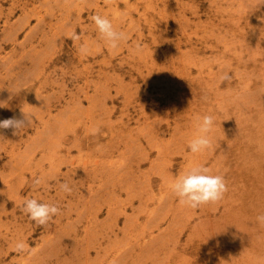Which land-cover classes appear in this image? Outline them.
I'll return each instance as SVG.
<instances>
[{
	"label": "rangeland",
	"instance_id": "rangeland-1",
	"mask_svg": "<svg viewBox=\"0 0 264 264\" xmlns=\"http://www.w3.org/2000/svg\"><path fill=\"white\" fill-rule=\"evenodd\" d=\"M97 1L95 3V0H0V90H4L0 91V99L7 102L5 105L10 103L16 105L10 113H3L2 120L13 116L22 118L23 111L33 114L34 120L39 114L37 109L47 106L56 124L68 123L65 127L63 126L62 130H65L61 134L69 138L66 144L62 142L63 148L58 147L57 150L53 148L55 152L53 149L50 150L54 152L53 160L55 161H48L46 158L42 159V163H40L41 154L44 152L38 150L34 152L36 154L34 157H28L31 161L26 159V156L10 157L7 153L9 143L5 139H0V190L7 189L5 183L8 180L12 185L15 182L19 185L31 177L33 180L40 177L44 185L35 186L31 183L32 193L26 188L21 190L19 196L22 200L25 197L36 196L39 201L55 204L61 209L60 213L50 221L48 228L51 229L47 231L45 226L30 220L22 210L12 216L13 207L6 201L7 195L2 194L1 198L5 200L6 209L4 214L0 213V233L3 236L7 235L10 239L11 235L18 237L21 231L20 234L26 235L29 247L26 252L15 254L13 251L15 243L0 236V246H2L0 247V264H5L13 257L20 263L12 264H25L28 259L31 262H35L37 258L40 260L41 253H36L37 249L41 247L44 239L57 235L58 222L66 224L69 220L74 221L77 218L75 213L81 211L93 213L96 205H100L96 221L81 218L82 221L75 224L77 226L74 224L70 226V229L72 226L78 227L76 228L78 236L75 239L71 232L72 239L77 244L73 246V251L69 250L72 247L71 244H67L66 247L64 244L65 249H69L66 253H61L62 258L60 257L59 261V264L84 263L85 260L79 250L89 242V239L87 238L86 242L82 240L84 234L82 228L87 224L85 221L88 223L94 221L93 224H95L98 220L103 224L104 221L111 220L112 217H107L108 203L114 204L111 208L113 210L109 213L118 221L115 226L118 229H114V233L118 234L117 241L115 239L113 242L116 241L118 248L123 249V246L126 247L125 241L130 239L124 238L118 230L122 228L126 215L132 218L134 216L132 211L137 215L142 213L145 200H148L146 202L148 219L152 215L160 225V231L157 232L155 225L150 224L147 236L142 241L148 246V258L139 254L126 255L128 259L122 258L116 264H175L177 261L174 259H177L179 264H205L211 259L218 261L222 258V255L216 251L219 248L223 251L225 243L231 250L224 254L229 256L222 260L223 264H264V227L258 223L253 226L248 224L252 219L256 220L257 215L264 214V180L245 179L247 184L250 183L247 210L242 218L245 226L243 229L229 228L232 233L229 237L232 241L229 244L227 236L219 234L214 239L205 234V231H211L215 224L209 220V217L212 214L221 217L220 211L223 210L222 206L218 205L220 202L203 205L197 209L183 206L171 193V184L167 183L169 180L166 182L168 178L165 179L164 185L159 178L155 177L156 175L150 173L168 168L171 171L170 181L172 182L176 176L195 165L205 166L213 174L219 175L223 174L222 171L227 172V167L235 171V166H239L240 160L242 161L241 155L247 146L248 138L250 137V140L254 142L257 133L262 134L260 151H264V130L263 133L256 132L257 122L251 121L250 117L253 115L258 121L261 116L263 117L264 112H259V118L258 112L248 111L245 106L239 105L241 100L242 105L249 104L247 100L241 98V94L246 92L244 87L257 81L255 80L257 72L262 73L264 70V54H261L264 53V45L260 48L246 38L250 35H252L251 38L254 35L264 37V0H240L237 6L232 4L231 0H227L228 2L226 0ZM251 8L255 9V14L245 20L241 19L240 17L245 14H250ZM95 14L107 16L114 26L128 34V41L121 44L118 50H110L99 39L94 22L91 20ZM228 18L232 20H229L228 25L223 29H217L214 26ZM73 30L81 36L79 41L69 38ZM8 34H10L9 37ZM11 34H13L12 37ZM82 44L88 45L90 49L87 55H81L79 52ZM137 44L141 48L138 54L133 51ZM222 51L224 54L221 53ZM238 58L244 60L243 73L248 77L254 66L250 62H245L246 58L256 59L254 60L255 69L260 67L262 70L256 72L254 69L252 80L241 74L245 80V83H241L238 78L233 77ZM211 68L216 73L214 76L216 78L222 74L223 70L228 71L231 76L230 82L228 81L230 86L228 87L227 81L220 82L219 77L217 79L212 77L213 81L209 80L207 73ZM200 69L205 71L202 79L197 78ZM218 69H221L220 72ZM45 77L47 82H50L48 86L44 84L37 97L34 95L35 89ZM32 83L35 86L29 91L30 95L22 104L20 100L22 93L26 91L24 88ZM230 91L238 93L240 97L234 104L235 107L229 105L227 100H231ZM235 101L236 99H233V102ZM227 111L232 115L230 119L223 117ZM203 115H213L215 118V127L211 134L213 145L209 150L193 154L188 144L197 132L196 118ZM226 119L229 121L226 122ZM96 126L100 128V133L92 135L91 129ZM2 130L0 129V133ZM4 130L7 135L13 131L12 129ZM26 130L25 128L19 137L22 143L28 136H34L32 128L27 132ZM75 139H79L77 145L73 144ZM182 139L185 141L182 142ZM113 141L118 142L119 149L114 152L111 150ZM181 145H186L184 152L181 151L183 150ZM125 148L129 151H125ZM23 149L24 147L20 146V150ZM223 150L228 153L225 165L222 162L212 167L215 156ZM162 151L166 154L157 160V153ZM62 154L67 156L66 163H63V158L60 156ZM206 156L208 160L202 162ZM52 162L55 163L54 166H51ZM168 163L171 164L169 167ZM16 164H21L22 170L15 176L17 168L11 172V167ZM35 164L42 165L39 169L44 170L43 175H41L43 171L40 172L39 169L34 171L37 167ZM123 164L127 167L121 172L117 168ZM104 165L116 168L120 172L113 173V176L108 174L109 179H106L102 173ZM58 168L60 174L57 172ZM83 168L88 170L89 175L90 171L94 170L103 177L91 180L90 176L86 179L85 175H82ZM129 168L132 170V176L134 175L133 187L130 189L127 186L130 183L124 184L125 180L126 182L130 180V177L126 178L123 174ZM239 170L238 168L237 172ZM247 170L248 168L242 170L246 176ZM30 172L35 174L30 175ZM226 174L228 176L229 172ZM147 177L150 178L149 184ZM237 178L238 182L242 180L241 176ZM82 179L85 181L84 185L80 182ZM61 181H67L70 184L73 189L70 194L59 190ZM103 182H106V185ZM95 191L103 194L99 202L87 204L84 208L80 206L79 198L86 194L88 199V195L92 196ZM231 193L232 197H237L235 191ZM150 196L154 199L151 200ZM106 200L108 202H105ZM155 206L161 208L156 214L153 213ZM215 207L219 209L218 212L215 211ZM168 209L171 212H167V216ZM123 210L125 213L122 212ZM230 220L235 225L238 224L235 215ZM142 222H145V219L140 217L139 225ZM105 226L99 227L101 233L109 232L107 227L111 225ZM237 230H241V233H237ZM141 231L137 227L133 235L136 237ZM102 243V248L108 246L106 242ZM5 247L11 249L7 251L11 253L10 257L6 254ZM209 247L215 251L212 256L214 258H203L202 250ZM134 252L139 253L138 247ZM46 253V256L48 253L49 256L51 255L49 251ZM95 253L93 250L90 252V258H94L92 262L90 261L91 264H109L114 261L112 254L95 260L97 258L94 256ZM101 254L103 255L104 251ZM51 262L58 264L54 258L49 264Z\"/></svg>",
	"mask_w": 264,
	"mask_h": 264
},
{
	"label": "bare ground",
	"instance_id": "bare-ground-1",
	"mask_svg": "<svg viewBox=\"0 0 264 264\" xmlns=\"http://www.w3.org/2000/svg\"><path fill=\"white\" fill-rule=\"evenodd\" d=\"M96 2L95 3H97L98 1L97 0H95ZM227 1V0H226ZM228 2V1H227ZM231 3L232 4H234V5H238V3H240V0H231ZM230 4V3H229ZM95 6V5H94ZM111 7V6H110ZM240 7V6H239ZM100 9V8H99ZM255 14V9H252L251 8V12H250V14H248V15H244V16H242V17H240L241 19H243V20H245V18H250V17H252L253 15ZM229 15H231V14H229ZM232 16V15H231ZM247 16V17H246ZM222 19H224V18H222ZM229 20H232V19H230V18H228L227 20H221L222 22H221V24H219L218 25V23L217 24H215L214 26L215 27H217V29H223L224 27H226L227 25H228V21ZM11 27V26H10ZM9 27V28H10ZM13 29V28H12ZM10 31V30H9ZM12 31V30H11ZM14 34V33H13ZM13 34H11V37H12V35ZM9 35L10 34H8V37H9ZM16 35V34H15ZM250 36H252V35H250ZM250 36H248V37H246L248 40H249V42H253V44H255L256 46H261V45H264V37H261V36H258V35H254L252 38L250 37ZM14 37V36H13ZM9 40H10V38H8ZM8 39H6V41L8 40ZM8 40V41H9ZM12 40H14V39H12ZM11 41V40H10ZM14 42V41H13ZM18 46V45H17ZM249 47V46H248ZM260 48H262V47H260ZM249 49H250V47H249ZM249 49H247V50H249ZM258 49V48H257ZM262 50V49H261ZM198 51V50H197ZM256 51V50H255ZM260 51V50H259ZM264 51V50H263ZM199 52V51H198ZM197 52V53H198ZM248 52V51H247ZM252 52V51H251ZM262 52V51H261ZM222 54H224V51H222L221 52ZM221 53H219V54H221ZM253 53V52H252ZM257 53V52H256ZM261 54H264V53H261ZM233 56H234V54H233ZM254 58H255V56H254ZM264 59V58H263ZM2 60V59H1ZM254 60H256V59H249V58H246V61L245 62H250V63H252L253 64V66L254 67H252V73H251V75H250V77H248L245 73H243V66H244V64H243V61H242V59L241 58H238L237 59V65H236V68L234 69V72H233V77H236V78H238L239 79V81L241 82V83H245V80H244V78L242 77V75L241 74H243V75H246L250 80H252L251 78H252V76H253V73L256 71L257 72V70H262V69H260V67L259 68H257V70L255 69V67H256V64H254L255 63V61ZM223 62V61H222ZM219 63V62H218ZM221 63V62H220ZM230 64V63H229ZM220 65V64H219ZM228 65V64H227ZM231 65V64H230ZM229 65V66H230ZM1 66V65H0ZM240 66V67H239ZM43 67V66H42ZM213 67V66H212ZM223 67V66H222ZM219 68V67H218ZM221 68V67H220ZM230 68V67H229ZM241 69V70H240ZM255 69V71H253ZM201 70V69H200ZM213 68H211V69H209L208 70V75H209V80H211V81H213V78L212 77H214L215 76V74L216 73H214L213 71ZM219 70V69H218ZM217 70V71H218ZM221 70V69H220ZM220 70H219V72H220ZM223 70V69H222ZM225 70H227V69H225ZM241 72H240V71ZM207 71V70H206ZM224 71V70H223ZM230 71V70H229ZM174 72V71H173ZM177 72V71H176ZM175 72V73H176ZM204 72L205 71H203V70H201V71H199L198 73H197V78L198 79H202L203 78V74H204ZM44 73V72H43ZM178 73H179V71H178ZM6 74V73H5ZM24 73H22V75H23ZM188 74H191V73H188ZM186 75V74H185ZM257 78L255 79V80H257V81H255L252 85H250V84H247L245 87H244V91L246 90V92L245 93H242L241 95V98L242 99H245V100H247L248 102H249V104H247V105H245L244 103H243V105H242V100H241V102H239V105L240 106H245L247 109H248V111H255V112H258L257 113V117H259L260 115H259V112H264V70H263V72L262 73H258L257 72ZM217 76V75H216ZM220 76V75H219ZM218 76V77H219ZM2 77V76H1ZM173 77V76H172ZM194 77H196V76H194ZM217 77V78H218ZM214 78H216V77H214ZM216 78V79H217ZM193 79V78H192ZM191 79V80H192ZM234 79V78H233ZM40 81V80H39ZM197 81H199V80H197ZM206 80H204V82H205ZM50 81H48L47 82V80H46V77L44 78V80H42L40 83H39V86L35 89V93H34V95H36L37 97H39V94H40V90L44 87V84L46 83V85L48 86V83H49ZM210 82V81H209ZM228 82V81H227ZM230 82V81H229ZM228 82V87L230 86V83ZM52 83V82H51ZM216 83V82H215ZM2 84V83H1ZM209 85V84H208ZM227 85V84H226ZM35 86V84L34 83H32L31 85L29 84L28 86H25V87H27V88H24V89H26V91L25 92H23L22 93V96H21V103L22 104H24L25 103V101H26V99H27V97L30 95L29 94V91L32 89V87H34ZM4 87V86H3ZM216 87V86H215ZM178 88H180V87H178ZM217 88V87H216ZM216 90V89H215ZM0 91H4V90H0ZM244 91H242V92H244ZM194 92V91H193ZM192 92V93H193ZM207 93H209V91H206ZM231 92V95L229 94V96L231 97V100H229V99H227L228 100V103H230L229 105H232V106H234L235 107V105L234 104H236L237 102H238V99L240 98L238 95V93H236V92H232V91H230ZM234 93H236V94H234ZM195 94V93H194ZM88 95V94H87ZM187 95V94H186ZM198 95V94H197ZM196 95V96H197ZM74 96V95H73ZM87 97H89V96H87ZM0 98H1V96H0ZM233 99H236V101L235 102H233ZM1 100V99H0ZM3 101H4V99H3ZM72 101V100H71ZM246 101V102H247ZM48 104V103H47ZM43 105H45V104H43ZM60 105V104H59ZM77 105V104H76ZM16 105L15 104H12V103H10V104H8V105H5V107H2V108H0V120H2V115H3V113H10V111H12L13 109H14V107H15ZM74 107V106H73ZM37 109V108H36ZM233 110L235 111V109L233 108ZM37 111H38V113L39 114H37L36 116H38L37 117V119H34V120H32V123L30 124V126L28 127V128H26L27 130H26V132L27 131H29L31 128L34 130V136H32V135H30V137L28 136V138H26V140L22 143L21 142V140L22 139H20L19 137L22 135V133H23V131L19 134V135H16V134H14L13 133V131L11 132V133H9L8 135H7V133H6V130H2V132L0 133V136H2V137H0V139H5V140H7V142L9 143V151H7V153H8V155H10V157H13V156H17V155H19V156H21V157H23V156H26L27 158L26 159H28V157L29 156H31V157H34L36 154H34V152L36 153L37 152V150L38 151H41V152H44L43 154H41V160H40V163H42V159L44 160V159H48V161H55V160H53L54 159V152H55V150L53 149V148H56V150H57V148L58 147H64V146H61L62 145V142L63 143H65L66 144V141L69 139V138H65V136L64 135H62L61 133L65 130H62V128H63V126L65 127L66 125H68V123H65V124H63V125H60V124H56L55 123V118L52 116V113H51V110H50V108L47 110V106L45 107V106H43V107H39V109H37ZM154 114V113H153ZM232 114H233V112H232ZM260 114H262V113H260ZM33 115V114H32ZM231 116L232 115H230V113L227 111V113L223 116L224 118H231ZM33 117V116H32ZM251 117V121H253V122H257V131L256 132H261V133H263V130H264V114H263V117L261 116V118L260 119H258V121L257 120H255V117L253 116V115H251L250 116ZM34 118V117H33ZM229 120L228 119H226V122H228ZM36 123V124H35ZM177 123V122H176ZM256 125V124H255ZM259 125V126H258ZM256 127V126H255ZM262 127V128H261ZM259 128H261V129H259ZM69 129V128H68ZM62 130V131H61ZM253 130V129H252ZM74 131V130H73ZM85 131V130H84ZM6 133V134H5ZM32 133V132H31ZM64 133H68V132H64ZM85 133V132H84ZM69 134V133H68ZM72 134V133H71ZM32 136V137H31ZM81 136V135H80ZM124 136V135H123ZM255 138H254V142H252V140H250V137L248 138V140H247V146H246V148H245V150H244V153H242V155H241V158H242V161L240 160V162H239V166H235V171H233L232 170V168L231 167H227L228 168V171L226 172V171H222L223 172V174L221 173L220 175H222L223 177H224V179H225V181H226V184H227V187H228V191L225 193V196H224V198L221 200V201H219L218 203V205H221L222 206V210L223 211H220V212H222L220 215H221V217H216V215H211L210 217H209V220L211 221H213L215 224L212 226V229H211V231H205V234H206V236H208V237H212V238H214V239H216V236H218L219 234L220 235H223V236H227V238L229 239V237L230 236H232V233L230 232V229L229 228H240V229H243L244 228V226H245V223L242 221V218H243V214L245 213V211L247 210V194H248V187L250 186V183L249 184H247V180H245V179H254V181L255 180H257V181H259V180H264V151H260V142H261V138H262V134H255ZM27 137V136H26ZM117 137V136H116ZM115 137V139H117ZM252 137V136H251ZM254 137V136H253ZM74 138V137H73ZM76 138V137H75ZM95 140H96V138H94ZM252 139V138H251ZM77 140H79V139H75L74 140V143L73 144H76L77 145V143H79V141H77ZM111 140V139H110ZM118 140V139H117ZM114 141H116V140H114ZM113 141V143L111 144L112 146V149L111 150H113L112 152H114V151H117V147H118V142H114ZM182 142H184L185 140L184 139H182L181 140ZM112 142V141H111ZM71 143H72V141H71ZM80 145V144H79ZM20 146H22V147H24V149L23 150H20ZM73 146V145H72ZM181 147H182V149L183 150H181L182 152H184V150L186 149L185 147H186V145H181ZM108 148H110V147H108ZM53 149V151L54 152H52V151H50V150H52ZM130 149V148H129ZM17 150V151H16ZM69 150V149H68ZM119 150V149H118ZM5 151V150H4ZM108 151V150H107ZM107 151H106V154H107ZM125 151H129L128 149L126 150V148H125ZM137 151V150H136ZM50 152H52V153H50ZM130 152H131V150H130ZM143 152V151H142ZM141 152V154H143ZM145 152H147V151H145ZM50 153V154H49ZM56 153H57V151H56ZM131 153H133V152H131ZM14 154H16V155H14ZM51 154L53 155V156H51ZM111 154H113V153H111ZM111 154H110V156H111ZM127 154H129V153H127ZM137 154V153H136ZM140 154V155H141ZM164 154H166V153H164L163 151L162 152H160L159 154L157 153V156H156V159L157 160H159L160 158H161V156H164ZM40 155V154H39ZM184 155H185V153H184ZM58 156H59V154H58ZM60 156H62V160H63V163H66V158L65 157H67L66 155H60ZM146 156V155H145ZM227 156H228V153H227V151L226 150H223V151H220L219 153H218V155H216L215 156V163L214 164H212V167H215V166H217V164H219V163H224V165H225V163H226V158H227ZM30 157V158H31ZM107 157V156H106ZM135 157V156H134ZM141 157H143V156H141ZM140 157V158H141ZM147 157V156H146ZM57 158V157H56ZM60 158V157H59ZM144 158V157H143ZM61 159V158H60ZM133 159V158H132ZM135 159H137V158H135ZM142 159V158H141ZM141 159H138V160H141ZM144 159H146V158H144ZM28 160H30V159H28ZM32 160H33V158H32ZM208 160V157L206 156V158L205 159H203L202 160V162L203 161H207ZM245 160H246V163H245ZM31 161V160H30ZM148 161V160H147ZM142 162H144V161H142ZM10 163H11V161H10ZM29 163V162H28ZM27 163V164H28ZM38 163V165H39V162H37ZM50 163V162H49ZM52 164L53 165H51V166H54V162H52ZM133 164H134V162H133ZM133 164H131V165H133ZM204 164V163H203ZM21 164H16V165H12V170H11V172H13V169L14 168H17L16 169V172H15V176H16V173L17 172H21V170H22V168H21V166H20ZM25 165V164H24ZM36 165V164H35ZM38 165H36L37 167H36V169H34V171L36 172L38 169H39V167H41V166H38ZM131 165H130V167H131ZM171 164H169L168 163V167L170 166ZM34 166V165H33ZM105 166V165H104ZM26 167V166H25ZM31 167H32V165H31ZM118 167V166H117ZM127 167V165L125 164H123L122 166H119V168H117V169H119L121 172L124 170V168H126ZM128 167H129V163H128ZM27 168V167H26ZM134 168V167H133ZM136 168V167H135ZM221 168V167H220ZM240 169L239 170V172H237V169ZM245 168H248V170H247V176H246V174H244L245 172H243L242 170L244 169L245 170ZM42 169V168H41ZM116 168H112V167H107V166H105V168H103V171H102V173H104L103 175H105V177H106V179H109V175L108 174H110V176L113 174V173H116V172H120V171H118ZM218 169V168H217ZM32 170V169H31ZM126 170V169H125ZM128 170V171H127ZM125 172H123V174H125L124 176H126V178H127V176H129L130 177V180L128 181V182H126L127 180H125V183L123 182V181H121L122 183H124L125 185L127 184V183H130V184H128L127 186H129V188L128 189H130V187H133V182H132V180H134L133 178H134V175L132 176V170L129 168V169H127ZM150 170L152 171V168H150ZM30 171V170H29ZM33 171V170H32ZM38 171H40V172H42L41 173V175H43L44 174V170H38ZM83 173H82V175H85V178L86 179H89V177L91 176V180L92 179H94V178H97V177H100V176H102L103 177V175H101V174H98V173H96L94 170H93V172H91L90 171V175L88 174V170H86L85 168H83ZM134 171H135V169H134ZM35 172H32V174H35ZM57 172H58V174H60L59 173V168L57 169ZM185 172V171H184ZM229 172V174H228V176H227V174L226 173H228ZM151 174H153V175H156L155 177L156 178H159L160 179V182L161 183H164V185H165V179H167L166 180V182L168 183V184H171V181H170V177H171V171L168 169V168H166V169H161V170H159L158 172H156V173H152V172H150ZM225 173V174H224ZM31 174V172H30V175H32ZM89 176H88V175ZM74 175V174H73ZM67 176V178H68V174L66 175ZM113 176V175H112ZM116 176H118L117 174H116ZM120 176H121V174H120ZM123 175L121 176V177H124ZM238 176H241V178H242V180H240V182H238ZM93 177V178H92ZM120 177V178H121ZM132 177V178H131ZM30 178V177H29ZM142 178V177H141ZM148 178V184L150 183L149 182V180H150V178L149 177H147ZM22 179V178H21ZM143 179V178H142ZM113 180V179H112ZM145 180V179H144ZM56 182H57V180H55ZM104 181H106L105 179H104ZM114 181V180H113ZM146 181V180H145ZM145 181H144V183H145ZM163 181V182H162ZM243 181H245L244 183H243ZM80 182H82V184L85 182L83 179L80 181ZM118 182V181H117ZM9 183H10V185H9ZM23 183V182H22ZM31 183H34V180H33V178L31 177V179H28L27 181H25L23 184H16V182H15V184L13 183V185L11 184V181L10 180H8V181H6V186H7V189H1L0 190V213L1 214H4V212H5V209H6V205H5V200H3L2 198H1V196H2V194H5V195H7V198H6V201L7 202H9L10 204H11V206L13 207V209H12V212H13V214H12V216H15V213L16 212H21L20 210H21V208H22V202H23V200L21 199V197L19 196L20 195V192H21V190H23V189H26V188H28L29 189V191H30V193H32V188L31 187H33L32 186V184ZM46 183V182H45ZM105 183V185H106V182H103V184ZM86 184V183H85ZM103 184H101L102 186H103ZM146 184H147V181H146ZM168 184H166V186L168 185ZM44 185V184H43ZM46 185V184H45ZM84 185V184H83ZM143 185H145V184H143ZM117 186H119L118 184H117ZM124 186V185H123ZM147 186V185H146ZM165 186V187H166ZM100 187V186H99ZM121 187V186H120ZM135 187V186H134ZM160 187V186H159ZM46 188V187H45ZM101 188V187H100ZM99 188V189H100ZM104 188H106V187H104ZM112 188V187H111ZM263 188H264V185H263ZM113 189V188H112ZM96 190H98V189H96ZM122 190V189H121ZM46 191V190H45ZM108 191V190H107ZM118 191H120V190H118ZM235 191V193L237 194V197L236 198H234V197H232V193L231 192H234ZM110 192V191H109ZM128 192H130L129 190H128ZM134 192V191H133ZM132 192V193H133ZM136 192V191H135ZM113 193V192H112ZM112 193H109L110 195L112 194ZM135 194V193H134ZM133 194V195H134ZM140 195V194H139ZM31 196V195H30ZM81 196V195H80ZM111 196H113V195H111ZM136 196V195H135ZM143 196V195H142ZM6 197V196H5ZM103 197V194L101 193V192H97V191H95V193H93V195L92 196H90L89 197V195H88V199H86V194H85V196L84 197H80L79 198V200H80V206H82L83 208H84V206H86L87 204H92V203H94V202H99L98 200L99 199H101ZM107 197H109V196H107ZM106 197V198H107ZM120 197V196H119ZM133 197V196H132ZM148 197V196H147ZM4 198V197H3ZM33 198H36V196H33ZM112 198V200H113V197H111ZM45 199V198H44ZM131 199V198H130ZM146 199V198H145ZM150 199L151 200H153L154 198H153V196L151 197L150 196ZM46 200V199H45ZM78 200V199H77ZM111 200V199H110ZM140 201V200H139ZM148 200H145L144 201V208L141 210V214L139 215H137V214H135L136 212H133L132 210V214L134 215V216H132V218L131 217H129V216H127L126 215V217L125 216H123V217H125L124 218V221H123V225H122V228H120L118 231H120L122 234H123V236H124V238L126 237V239H127V237H129L128 238V240L129 241H125V243H126V247H124L123 246V249L122 248H120L121 249V251H120V249L118 248V246H117V235L118 234H116V233H114V229L116 228L115 226H117V224H118V221L116 220V218H113V216L112 215H110V213H111V211L113 210V209H111L113 206H114V204L113 205H111L110 203H108V215H107V217L108 218H111V220L110 219H108L107 221H104L103 222V224L102 223H100V222H98V220H97V222L95 223V224H93L94 223V221H93V223H88V222H86L85 221V223H87L83 228H82V232L84 233H82L83 234V241H87V238L89 239V242H87L86 244H84L85 246H83L82 248H81V250H79V252L81 251V255H82V258L85 260V262L84 263H82V264H91V262L93 261L92 259H94L93 257H92V259L90 258V252L93 250L94 252H96L95 253V255L94 256H96L97 258L95 259V260H99L100 259V257H104V258H106L105 256L107 255H111L112 254V256L114 257L113 258V260L114 261H112V262H110L111 264H116V262L118 261L119 262V260H121L122 258H125L126 257V255H129V256H133V255H137V254H139L140 256H142V257H146V258H148V246H146V245H144L143 243H142V241H144L145 239V237L147 236V232H148V228H149V225L151 224L152 226L153 225H155L154 227L157 229V232H159L160 231V225L156 222L157 221V219L154 217V216H150V219H148V206H147V204H146V202H147ZM6 202V203H7ZM105 202H108L107 200L105 201ZM111 202V201H110ZM143 203V202H142ZM132 202H131V206H132ZM167 204V203H166ZM78 205H79V201H78ZM77 206V205H76ZM81 207V208H82ZM99 208H101V206L100 205H96V210H95V212H93V213H88V212H86V211H81V212H79V213H75L76 214V216H77V218H76V220H74V221H71V220H69V222H66V224H63L61 221L60 222H58L57 223V225H58V227L59 228H57L58 229V231H57V235L55 236V237H49V238H46V239H44L42 242V245H41V247L39 248V249H37L38 251L36 252V253H41L40 255H41V257H40V260H37L36 259V263L37 264H49V262L51 261V259L52 258H54V261H56V263H58L59 264V261H60V257H61V253L62 254H64V253H66V251L69 249H65V247H66V245L67 244H71V246L72 247H70L71 249H69V250H72L73 251V249H74V247H75V245L77 244V242L76 243H74L75 241H74V239H75V237H77L78 236V230L76 229V228H78V227H76L75 228V226H77V225H75V224H77L78 222H81L82 220H86V219H94L95 221H96V219H97V216H98V214H99V211H98V209ZM216 208V207H215ZM74 209H75V206H74ZM125 209V208H124ZM131 209V208H130ZM158 209H161V208H158V207H154V209H153V213H155L156 214V212H157V210ZM80 210V209H79ZM82 210H84V209H82ZM122 210V209H121ZM135 210V209H134ZM72 211V210H71ZM171 212V210L170 209H168V210H166V214H167V216H168V213L167 212ZM210 211V210H209ZM215 211L216 212H218L219 211V209L218 208H216L215 209ZM214 211V212H215ZM110 212V213H109ZM122 212H124V210L122 211ZM216 212H215V214H216ZM71 213V212H70ZM74 213V212H73ZM113 213V212H112ZM125 213V212H124ZM124 213H122V215L124 214ZM63 214V213H62ZM114 214V213H113ZM121 214V213H120ZM119 214V215H120ZM69 215V214H68ZM130 215V214H129ZM235 215V217H236V221H237V225H235L234 223H233V221L232 220H230V218L232 217V216H234ZM62 217V216H61ZM140 217H142L143 219H145V222H142V224L141 225H139L140 224ZM19 218V217H18ZM58 218V217H57ZM56 218V219H57ZM66 218V217H65ZM70 218V217H69ZM81 218H84V219H82L81 220ZM13 219V218H12ZM17 219V218H16ZM59 219V218H58ZM62 219V218H61ZM68 219V218H67ZM67 219H65V220H67ZM1 220V219H0ZM205 220V219H204ZM203 220V221H204ZM207 220V219H206ZM57 221V220H56ZM59 221V220H58ZM68 221V220H67ZM92 221V220H91ZM146 221H147V223H146ZM208 221V220H207ZM1 222V221H0ZM14 223L16 222V221H13ZM55 222V221H54ZM52 223V222H51ZM54 224V223H53ZM75 225V226H72V228L70 229V226L71 225ZM83 224V223H82ZM221 224V226L219 227V225ZM248 224H250V225H255V224H257V221L255 220V218L254 219H252L251 221H249L248 222ZM14 225V224H13ZM49 225H50V221H49V223L47 224V225H44L45 226V229L47 230V231H49V229H51V228H48L49 227ZM89 225V226H88ZM102 225H106L105 227H107V226H109V225H111V226H109V227H107V229H108V233L107 232H105V231H103L102 233L99 231V227L100 226H102ZM144 225H146V226H144ZM1 226V225H0ZM138 227V229H140V230H142L141 232H139V234L135 237L134 235H133V233H134V230H136V228ZM29 228V227H28ZM26 229V228H25ZM74 229H76L75 231H73ZM118 228H116V230H117ZM69 230V231H68ZM153 230H155V229H153ZM19 231V230H18ZM96 231H99L98 233L96 232ZM117 231V232H118ZM20 232L21 231H19V234H18V237L17 236H15V237H17V238H15V237H13L12 235H11V238L9 239L8 238V236L6 235V236H3V234H1L0 233V236L1 237H3L5 240H7V241H9V242H14V243H16L17 241H24L26 244H27V246L29 247V244H28V240H27V237H25L24 236V234L23 233H21L20 234ZM71 232L74 234V239H72V237H73V235L71 236ZM79 232H81V231H79ZM95 232V233H94ZM132 232V233H131ZM237 233H241V230H237L236 231ZM14 233H16V231L14 232ZM13 233V234H14ZM32 233V232H31ZM60 233V234H59ZM80 234V233H79ZM105 234V235H104ZM17 235V234H16ZM28 235V234H27ZM210 235V236H209ZM70 237V238H69ZM81 237V236H80ZM113 237V238H112ZM240 237L242 238V235H240ZM116 239V241L115 242H113L114 240ZM139 239H141V240H139ZM66 240V241H65ZM82 240H79V241H82ZM102 240V242H106L107 243V245L108 246H105V247H103L102 248V246H103V243L102 242H99V241H101ZM78 241V242H79ZM82 241V242H83ZM85 241V242H86ZM230 241H232V238L231 239H229V241H227V243H229V244H231L230 243ZM157 242V241H156ZM80 243V242H79ZM90 245H89V244ZM64 244H65V247H64ZM73 244V245H72ZM113 245V246H109V245ZM5 245V244H4ZM7 245V244H6ZM74 246V247H73ZM91 246V247H90ZM1 248H2V246H0ZM115 247H117V249L115 248ZM138 247V249H139V253L138 252H134L135 251V249ZM6 248V254L8 255V257H10V254L11 253H8L7 251H11V249H9V248H7V247H5ZM11 248V247H10ZM77 248V247H76ZM80 248V247H79ZM110 249V250H109ZM2 250V249H1ZM27 250H28V248H27ZM26 250V251H27ZM109 250V251H108ZM231 249H230V246L228 245V244H226L225 243V245H224V248H223V251L219 248L216 252H218L220 255H222V258H220L218 261H215L214 259H211V260H209V261H207L205 264H223L222 263V260H225L229 255H225L224 256V254H226V253H228L229 251H230ZM5 251H3V252H5ZM13 251H14V253L15 254H18V253H16V251L13 249ZM25 251V252H26ZM47 251H49L50 253H51V255L49 256V253H48V255L46 256V252ZM102 251H104V254L102 255L101 253H102ZM1 252V251H0ZM134 252V253H133ZM198 252V251H197ZM214 250L211 248V247H209L208 249H204V250H202V252H201V255H202V257L203 258H214V257H212L213 255H214ZM67 253H69V252H67ZM223 253V254H222ZM80 254V253H79ZM141 254H143V255H141ZM77 255H78V253H77ZM101 255V256H100ZM63 256V255H62ZM78 256H80V255H78ZM155 256V255H154ZM171 256V255H170ZM4 257V256H3ZM36 257V256H35ZM38 257H39V255H38ZM49 257V258H48ZM64 257V256H63ZM67 257H68V255H67ZM182 257V256H181ZM224 257V258H223ZM62 258V257H61ZM80 258V257H79ZM156 258V257H155ZM126 259H128L127 257H126ZM63 260V259H62ZM62 260H61V262H62ZM174 260H176L177 262H175V264H179V261L177 260V259H174ZM199 260V259H198ZM69 261H71V260H69ZM91 261V262H90ZM13 262H17V263H20V262H18V259H17V261H16V259L13 257V258H11L10 259V261L8 260V262H6L5 264H12ZM35 262H31L29 259H28V261L25 263V264H35ZM65 263H66V261H65ZM73 263V262H72ZM100 263H102V261H100ZM109 263V264H110ZM24 264V263H23ZM51 264H52V262H51ZM68 264V263H67ZM71 264V263H70ZM97 264H99V263H97Z\"/></svg>",
	"mask_w": 264,
	"mask_h": 264
},
{
	"label": "clouds",
	"instance_id": "clouds-1",
	"mask_svg": "<svg viewBox=\"0 0 264 264\" xmlns=\"http://www.w3.org/2000/svg\"><path fill=\"white\" fill-rule=\"evenodd\" d=\"M99 39L110 50H118L121 44L126 43L129 39L128 34L114 26L112 20L107 16L95 14L91 17ZM69 38L79 41L81 36L73 30ZM140 45H135L133 51L138 54ZM90 49L88 45L82 44L79 48L81 55H87ZM231 76L228 71H223L219 76V81H229ZM7 102L0 100V108L5 107ZM196 123V135L189 141L188 147L193 154L201 153L212 148V132L215 127V118L213 115L198 116ZM33 117L30 113L23 111L22 118L15 116L0 120V129H12L13 133L19 135L25 128L32 123ZM100 133L98 126L91 129L92 135ZM2 137V136H0ZM99 147V146H98ZM44 183L42 178L34 179L35 186H41ZM59 190L63 193L70 194L72 187L67 181L59 182ZM171 193L178 199L179 203L191 209H197L203 205L214 204L221 201L228 191L226 181L222 175L213 174L209 168L202 165H195L182 174L176 176L170 187ZM21 210L28 215L29 219L40 226L47 225L61 211L55 204L41 202L36 198L25 197L23 199ZM259 225L264 227V214L256 217ZM28 246L24 241H17L14 250L17 253H24Z\"/></svg>",
	"mask_w": 264,
	"mask_h": 264
}]
</instances>
